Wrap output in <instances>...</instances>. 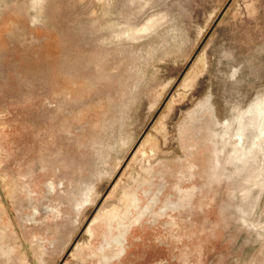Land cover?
Here are the masks:
<instances>
[{
	"label": "rangeland",
	"instance_id": "obj_1",
	"mask_svg": "<svg viewBox=\"0 0 264 264\" xmlns=\"http://www.w3.org/2000/svg\"><path fill=\"white\" fill-rule=\"evenodd\" d=\"M0 264H264V0H0Z\"/></svg>",
	"mask_w": 264,
	"mask_h": 264
},
{
	"label": "bare ground",
	"instance_id": "obj_2",
	"mask_svg": "<svg viewBox=\"0 0 264 264\" xmlns=\"http://www.w3.org/2000/svg\"><path fill=\"white\" fill-rule=\"evenodd\" d=\"M36 2H38V1H36ZM35 5H36V4L34 3V6H35ZM199 61H200V60H199ZM200 62H201V61H200ZM197 64H198V66H199V63H197ZM201 64H202V62H201ZM195 65H196V64H195ZM198 66H197V67H198ZM194 68H195V67H194ZM198 69H200V68H198ZM193 70H194V69L191 70L190 74H188L187 79L185 80V82H183V83H185V84H182V85L185 86L184 88H187V85H190V83L193 82V79L197 76V75L195 76L196 73H194V71L197 70V69H195L194 71H193ZM198 71H200V70H198ZM196 72H197V71H196ZM197 73H198V72H197ZM162 90H163V89H162ZM160 91H161V90H160ZM158 93H159V92H158ZM178 98H179V97H178ZM174 100H175V99L171 100V102L173 101L172 103H174ZM152 105H153V103H152ZM152 105H150V107H152ZM258 108H259V107H258ZM258 110H259V109H258ZM258 110H257V111H258ZM260 112H262V111L260 110ZM260 112L258 111V112L255 113L256 120H257L258 123H260V121H261V113H260ZM258 123H257V125H255L256 127L258 126ZM258 132H259V129H258ZM145 140L148 141L147 138H146ZM145 140H144V141H145ZM147 141H145V143H146ZM143 143H144V142H143ZM143 143H142V145H143ZM145 143H144V144H145ZM131 162H132V161H131ZM117 184H118V183H117Z\"/></svg>",
	"mask_w": 264,
	"mask_h": 264
}]
</instances>
